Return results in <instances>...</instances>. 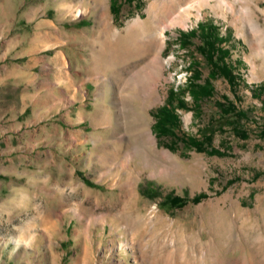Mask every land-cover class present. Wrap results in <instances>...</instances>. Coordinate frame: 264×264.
Here are the masks:
<instances>
[{"label":"rangeland","instance_id":"rangeland-1","mask_svg":"<svg viewBox=\"0 0 264 264\" xmlns=\"http://www.w3.org/2000/svg\"><path fill=\"white\" fill-rule=\"evenodd\" d=\"M138 1L0 0V264H264V0H210L172 25L194 0ZM207 22L229 37L234 83L199 37L178 40ZM157 37L153 93L124 103ZM105 51L112 68L95 64ZM193 60L213 94L187 93L179 138L159 137L154 113Z\"/></svg>","mask_w":264,"mask_h":264},{"label":"trees","instance_id":"trees-1","mask_svg":"<svg viewBox=\"0 0 264 264\" xmlns=\"http://www.w3.org/2000/svg\"><path fill=\"white\" fill-rule=\"evenodd\" d=\"M128 3L136 1L137 5L140 3L138 0H125ZM111 9L115 14L120 11V6L117 0H112ZM199 37L201 44L198 45L199 53L204 57L213 70L224 75L230 82L234 83L237 75L234 73V68L228 61L231 50L225 45L228 36L222 35L220 27L213 22L201 23L197 28H193L190 31H181L179 42L182 47H188L192 45V39ZM191 72L187 84L184 88H170L164 104L158 107L154 113L156 118L155 128L159 137H176L179 138L177 133L178 128L181 125V118L178 114V110L188 109V102L186 94L191 95L199 100V98H207L212 96L214 88L210 78L204 77V73L201 66L196 61H191L187 67ZM222 114L227 116L229 114L236 113L239 116H244L242 111H237L235 106L229 103V105L221 104ZM185 142L195 143L198 148H202L199 143L194 139H187ZM202 194H199L194 198V201L200 200ZM186 199L183 197L175 196L170 198L168 203L171 206L184 205Z\"/></svg>","mask_w":264,"mask_h":264},{"label":"bare ground","instance_id":"bare-ground-1","mask_svg":"<svg viewBox=\"0 0 264 264\" xmlns=\"http://www.w3.org/2000/svg\"><path fill=\"white\" fill-rule=\"evenodd\" d=\"M222 1H223V3L226 2L225 0H222ZM208 2H210V0H194V1H188L187 4L180 5L179 8L182 9L180 15H182V16L176 15L173 19H171V21H170L171 24L170 25L178 24V23H180L182 21L185 22V20L189 17V15L191 14L192 11L201 10V7L203 5H205L206 3H208ZM78 14L79 15L82 14L81 8L77 9V15ZM166 16H168V15H166ZM167 18H169V17H167ZM165 27H167V26H165ZM138 30L139 29H137V30H133V29L132 30H128L126 32V34L128 35V38H126V39L125 38L122 39V37L116 38V35H115L114 36V39H115L114 42L115 41L117 43L118 42H123V43H125L124 44L125 46H128L131 43V39H129L130 35L132 33L136 34V32H138ZM141 32H142L143 37H144L146 35V32H148V31H146L145 29H141ZM147 36H145V38ZM163 36H164V34H163ZM155 40H156V42H155ZM155 40H153V39L152 40L144 39L141 42V43H143L142 46H145V51L143 53H141L140 56L141 57H143V56H147L148 57L149 56L151 58L149 60L145 59V61H146V64H145L146 71L139 70L136 75L133 74L134 76L129 78L128 81L126 82L125 87L122 89V91H124V93L122 94L124 103H126V101H128L130 96L131 95L133 96L135 93L137 94V93L141 92V93L144 94L145 97H146V95L148 93L149 94L153 93V88L149 85V81H151L154 77H156V75H159V77L161 76V72H162V68H163V58H162V53L161 52H162V48L164 46V42H163V38L162 37H161V39H160V37L159 38L157 37ZM159 40H160V44H159ZM131 46H133V42L130 45V47ZM107 51H109L108 53H110L109 54L110 55L109 61L114 63V60H113V56L114 55H113V53H115V52L113 50H111V49H108ZM107 51H105L106 53L104 52L105 54L103 53L104 54L103 56H102V54H101V56H98V57L95 56V62H96L95 64L96 65H99V62L102 60L104 62V64H105V66H107V68H112L113 67L111 65H108V62L104 58L107 55ZM147 57H145V58H147ZM152 62H154L153 63V67L150 70H148V72H147V65H150V63H152ZM261 66L264 68V61H263ZM140 82H143V87H142L141 90H138L137 84L140 83ZM150 130H151L150 128H147L145 130V132L149 136L151 135V131ZM124 139H126V137ZM124 139H123V141H125ZM123 141L119 140V142H121V143ZM135 152H138V148L135 149L134 153ZM144 157H148V156L145 155Z\"/></svg>","mask_w":264,"mask_h":264}]
</instances>
